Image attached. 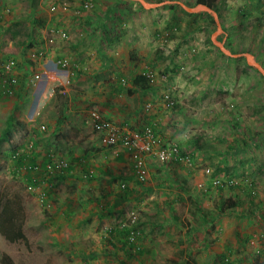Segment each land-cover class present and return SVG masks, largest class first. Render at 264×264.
<instances>
[{"label": "rangeland", "instance_id": "rangeland-1", "mask_svg": "<svg viewBox=\"0 0 264 264\" xmlns=\"http://www.w3.org/2000/svg\"><path fill=\"white\" fill-rule=\"evenodd\" d=\"M0 1L5 2H0V85L15 80L16 89L24 79L27 89L22 102L0 106V190L22 198L26 237L11 243L0 234V264H119L113 257L119 251L129 259L125 264H264V75L246 57L253 56L264 69V0H219L216 13L224 33L215 39L212 15L190 14L180 5L194 8L197 0H145L163 3L149 10L150 20L136 16L142 5L123 0ZM88 1L92 8L86 10ZM144 26L150 30L134 38ZM216 41L236 57L224 54ZM137 43L146 57L136 50ZM123 46L126 52L114 65L102 72L93 69L101 60L109 63L108 52ZM56 48L70 50L75 64L66 54L54 55ZM94 51L104 56L95 55L91 62ZM132 54L137 61L128 67ZM82 61L89 65L85 72ZM143 74L154 89L129 96L133 79ZM96 88L124 91L125 102L117 97L121 104L132 102L141 111L120 124L108 120L103 110L119 103L105 97L89 100L92 90L98 98ZM6 96L14 98L16 90ZM155 105L166 112L165 122L149 119ZM92 112L119 129L120 140L125 130L136 135L138 146L150 145L140 131L154 130L158 143L150 153L137 154L141 170L124 140L107 146L104 132L97 131L102 148L115 157L120 151L129 155L133 188L111 178L107 186L117 191L116 197L101 196L87 184L96 177L90 169L94 174L88 179L89 170L80 173L88 185L84 189L76 183L73 192L74 184H62L59 195L50 197L46 184L56 189L64 179L43 182L40 171L34 184L25 172L18 173L14 142L21 152L32 143L33 157L45 155L43 145L50 141L80 142L89 132L73 130H81L82 121L86 127L88 115L95 130ZM7 132L13 135L11 145ZM67 149L63 145L59 153L69 154ZM174 149L186 154L179 165L171 155ZM234 202L237 207H229ZM82 203L87 207L83 217L62 212ZM141 244L153 252L139 261L130 259ZM92 251L91 262L82 260Z\"/></svg>", "mask_w": 264, "mask_h": 264}, {"label": "crops", "instance_id": "crops-1", "mask_svg": "<svg viewBox=\"0 0 264 264\" xmlns=\"http://www.w3.org/2000/svg\"><path fill=\"white\" fill-rule=\"evenodd\" d=\"M50 1H56V0H50ZM123 1H125V0H123ZM0 2L1 3H5L4 1H0ZM119 2L122 3L121 1H119ZM95 6H96V4H95ZM114 6H119V5H117L116 1L114 2ZM120 8H121V6H120ZM135 13H136V16L139 17L141 20H143V19H149L150 20L151 19L149 17L150 11L145 9L144 7H143V9L141 11H137L136 10ZM9 23H11V22H9ZM149 30L150 29H147L146 26L138 27L135 30V32H136L135 34L136 35L134 34V38H135V36L143 38L145 36V34H146L145 31H149ZM140 45H142V44L137 43L136 50L140 51V54H142L143 56L146 57L147 53H146L145 49H143V47L140 46ZM12 47H13V44H12V46L10 48L12 49ZM124 47L125 46L122 47L120 52H119L118 49H117L116 53H114L113 51L108 52V56H111V57H109V63H107V61L105 62L104 60H103V62H104L103 63L102 60H101V65H99V63H98V65H97V63H95V65H93V69H97L99 72H102L106 67H111L112 65H114L116 63V61H117V56H119L121 54H125L126 51H124V49H123ZM118 48H120V47H118ZM52 51H53L54 55H57L58 57L59 56H63V54H66V56H70V58H69L70 62L72 64H75L74 61H73V58L71 56L72 53H71L70 50L68 51V53H67V49H62V48H56V49H54ZM108 51H109V49H108ZM50 53H51V51H50ZM101 53L102 52H98L97 53V51H94L93 52L94 58H92V59L90 58L91 62H94L96 60V56H98V58H99V56H104V55H101ZM103 59H104V57H103ZM136 61H137V59H135V56L133 54L132 55H128L127 66L130 67L132 65V63H134V62L136 63ZM82 62H83V65H80V66H81V70L84 71L85 69H87V66H89V65L84 64L85 63L84 61H82ZM25 66L26 65L25 64L23 65V63H22L21 68L24 71L26 70ZM145 67L147 68V66H145ZM21 68H20V70H21ZM131 70H133V68H131ZM82 71H80V74L83 77ZM97 75H98V73L96 72V77H97ZM143 75H145V74H143ZM20 77H19V79H20ZM24 78H25V76H24ZM20 81L22 82V84H21V86H19L17 84L16 89H15L16 90V96L14 98H12V99L7 97L2 92V87L0 85V90H1V92H0V106H2L5 101L22 102L25 99V97L27 96V89H26V86H25V81H24V79H20ZM96 89H97L96 90V94L98 95V98H94L93 97V94H94L93 91L94 90H92V91L87 90V91H89V93H88V95L90 96V97H88L89 100L98 99L100 101V99L102 100L105 97L107 99L106 101L114 100L115 103H119L118 105H114V106L109 107L107 110L106 109L103 110L102 113L104 114V116L108 120L110 119L113 122H115L117 124L118 123L120 124V123H123L124 117H126L127 115H129L131 117H134V114H137V113H139V111H141V109L137 108L136 104H132V102L129 103L130 105L126 104V103H124V105L121 104L122 101L120 99H118L117 97L120 94L119 97L125 102L126 100L123 98L124 97V93H125L124 91L116 92L114 89H110V90L107 91V93H104L103 89L101 91L98 88H96ZM153 89L154 88L152 86V87H150L147 90H140V89L136 90V89H134V86L132 85L131 89L127 90L126 93L129 96H132V97H134L136 95H139V94L140 95H142V94H147L148 95L149 92L152 91ZM116 93H118V94L116 95ZM110 95L116 96L117 99L110 97ZM6 99H9V100H6ZM19 106H20V104H19ZM154 107H156V105ZM165 113H166L165 111H163V110L159 111V109H157V107H156L155 111H153V112H151L149 114V116H151V117H149V119H151L153 121L156 119V120H159V122L160 121L165 122L166 119H167V118H164V116H165L164 114ZM16 116H18V119H19L22 115L19 114V115H16ZM146 116L148 117V115H146ZM86 119H87L86 120V127H85V122H83V121H82V123H80L81 125L79 124V127L81 128L82 131L80 129H78V130L74 129L73 130V132L74 133L76 132V134H79V133L80 134H86L87 132H89V133H87V134H89L88 136L87 135L84 136V137L81 136L80 142L76 141V143H74V144L73 143L63 144L62 142L60 144H55L53 141H50V143H45L43 145V149L44 150H42V151H43V153H45V155L39 156L36 153V156L34 157V159H31L30 161H28L30 164L36 163L37 165H39L43 169V167H45V165H47V163L54 156L59 158V159H63V160H67V161H69L71 159L69 162L71 163L72 170H71V173L69 174V178H67L66 176H63V175L59 176L58 178L64 177V178H62L64 180L63 181L62 180H60V181L58 180L57 181L56 189L49 187L47 184L43 188L44 191H46V193L50 197H53V196L57 197L59 195L58 187H61L62 184H71V183L74 184V185H72V187L69 188V191H73V192L76 189V185H75L76 183L77 184L79 183L78 187L81 186V188H83V189L85 188V185L90 184L89 186L93 185V188H94L93 190H97V192H99V194H101V196H104V197H116L117 191H114V189H108L109 187L112 188L111 186H109V187L107 186V184L109 183V181H108L109 179L110 180H111V178H114L115 180L119 179V181L121 180L120 185L125 183L129 188H133V186L136 183L134 181V176L131 173V171H132L131 170L132 169L131 168V165H132L131 162L132 161H130V159L128 158L129 155H127V153L125 151H120L121 153L118 154L117 157H115L114 154L112 155L111 151H109V150H107L105 148H102L101 147V142H100L101 140L99 138L100 137V133L95 131V130H93L92 126L89 125L90 124L89 115H88V117L86 116ZM87 124H88V126H87ZM83 128L88 130V131H85V133H83ZM167 134H169V133H167ZM169 136H171V135H169ZM9 143H10L9 145H11L13 143V139L12 138H11ZM13 144H14V149L12 150V152H13V154H15L16 152H18L20 150V144H17L16 142H14ZM63 145H64V147L67 145V148H68L67 152L69 151V154L59 153V151H60L61 147H63ZM81 146H85V149H84L85 151L84 152H81V150H82ZM66 156H69L70 159H67L68 157L66 158ZM90 169H93L96 172L95 180H91V181H89V183L84 182V181L82 182L81 176H80L81 171L82 172H84V171L86 172V171H88ZM113 172H115V173H113ZM18 173H20V171ZM25 174H26L25 177H26L27 181L30 180L31 175H29V173H25ZM116 174H119V176H117ZM41 177H43L42 174H41ZM79 188H78V192H81V190H79ZM91 193H95V192L91 191ZM75 201L78 202V200H74V202ZM98 201H99V199H98ZM85 208H87V207H83V203H82L81 206L79 204L67 205L64 208V211H62V212H64V214L68 218L70 216L76 217V218L77 217L80 218V217H83L86 214V211H85L86 209ZM168 225H170V224H168ZM145 245L142 246V244H141L140 248L138 247V249L140 251H136L135 254L129 255V258L132 259V260H135V261H139L141 259V256H143L142 254H144V256H147V255L151 254L153 252V250H151L150 247L145 248ZM143 248H145V249H143ZM141 250H142V252H141ZM144 250H145V252H144ZM113 254H114V256H113L114 260H116L119 264H125V261L129 260L120 251L119 252H115ZM95 256H96V253H94L92 251V254H91L90 257H89V255L86 257L83 254V256H82L83 259L82 258L81 259L88 262V261L94 259Z\"/></svg>", "mask_w": 264, "mask_h": 264}, {"label": "built area", "instance_id": "built-area-1", "mask_svg": "<svg viewBox=\"0 0 264 264\" xmlns=\"http://www.w3.org/2000/svg\"><path fill=\"white\" fill-rule=\"evenodd\" d=\"M84 9L88 10L92 8V2H86L83 6ZM9 69V67H8ZM11 70V69H10ZM148 78H150L147 75ZM15 84L16 81H9V83L5 84L2 87L3 93L5 95H14V91H15ZM91 118L93 121V127L95 129V131H100V132H104V138H103V143L107 146H113L116 145L118 141H122L124 140L126 142V144L128 145V149L129 152L132 154V157L135 158L136 161V167L141 170L143 167L142 162L138 159L137 154L141 152L142 153H150L151 152V146L155 145L156 143H158V140L155 137L154 134V130L147 127L145 128L142 133H139V136H143L146 137L149 142L150 145H148V147H144L142 145H137V136L136 135H132V133L128 132L127 130L123 131V136H122V140H120L119 137V133L120 130L119 129H115L111 123H109L107 120H105L99 113L97 112H92L91 113ZM119 139V140H118ZM34 146L32 143H30V146H28L27 151H18L13 155V160L18 161L21 158H24L23 162V166H21L20 171L21 172H25V173H29V175H31V180L34 184H37L40 179L38 178V173L40 171H43L44 173V179L43 182L49 181L51 178H55V177H59V176H65L67 174V172L70 170L71 168V164H69L67 161L63 160V159H54L52 157V159L47 163V165L43 168L40 169V166H37L36 164H30L28 161H30L31 159H34L33 157V150ZM170 151V150H169ZM169 151L164 152L163 154H168ZM174 153V158L175 160L179 161L182 160L180 153L178 152V149H174L173 150ZM137 152V153H136ZM135 153V155H134ZM140 155V154H139ZM180 157V158H179ZM94 174L93 170H89V172L87 174H85L84 178L88 179L90 177H92Z\"/></svg>", "mask_w": 264, "mask_h": 264}, {"label": "trees", "instance_id": "trees-1", "mask_svg": "<svg viewBox=\"0 0 264 264\" xmlns=\"http://www.w3.org/2000/svg\"><path fill=\"white\" fill-rule=\"evenodd\" d=\"M218 3H219V0H197V5H200V4L206 5L210 7L211 9L215 10L216 12H219ZM170 7L175 8V6H170ZM29 46L31 47L32 45H29ZM133 86H134V89L136 90H139V89L147 90L153 85H151V79H149L146 75H138L133 79ZM143 130H141L140 133H142ZM6 136L8 138L6 142L9 145L10 144L9 142L13 135L7 132ZM185 156H186L185 153H181V158ZM23 160L24 158H21L20 160L15 161V165L18 171H20L21 166H23L24 164ZM33 164H36V163H33ZM175 164L179 165L180 161L177 160ZM229 204H230L229 207L231 208L237 207V203L235 202L229 203ZM22 205L23 203H22V198L20 197V195L18 194L9 195V194L3 193L0 190V234L8 242L15 243L18 241L26 240L24 230H23L25 213H24V208Z\"/></svg>", "mask_w": 264, "mask_h": 264}, {"label": "water", "instance_id": "water-1", "mask_svg": "<svg viewBox=\"0 0 264 264\" xmlns=\"http://www.w3.org/2000/svg\"><path fill=\"white\" fill-rule=\"evenodd\" d=\"M125 1L139 3L140 5H142V7H144L147 10L156 9V8H158V7L163 5V3H161V4H149L145 0H125ZM180 5L182 6V8L186 12H188L190 14L208 13V14L213 16L214 22L216 23V25L218 27L217 32L213 35V39H215L218 35H221V34L224 33V31L222 29V26H221V23H220V20H219V16H218V14L216 13L215 10H213L210 7H208L206 5H203V4L197 5L194 8L186 7L185 5H183L181 3H180ZM215 44L218 46L219 49H221V51L224 54H226L228 56L236 57V56L232 55V53L226 49L224 43H219V42L216 41ZM246 57L248 59V64L251 67L256 68L260 73H262L264 75V69L261 67V65H259L258 63H256L254 61V57L251 56V55H246Z\"/></svg>", "mask_w": 264, "mask_h": 264}]
</instances>
